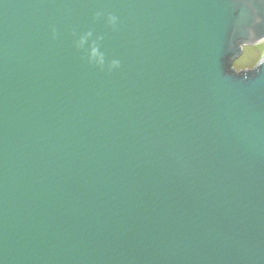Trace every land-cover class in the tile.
Segmentation results:
<instances>
[{
  "label": "water",
  "instance_id": "water-1",
  "mask_svg": "<svg viewBox=\"0 0 264 264\" xmlns=\"http://www.w3.org/2000/svg\"><path fill=\"white\" fill-rule=\"evenodd\" d=\"M242 4L0 0V264H264V59L235 70ZM74 28L121 68L82 60Z\"/></svg>",
  "mask_w": 264,
  "mask_h": 264
},
{
  "label": "clouds",
  "instance_id": "clouds-1",
  "mask_svg": "<svg viewBox=\"0 0 264 264\" xmlns=\"http://www.w3.org/2000/svg\"><path fill=\"white\" fill-rule=\"evenodd\" d=\"M261 8H264V0H243L238 27H242L245 36L234 43V46L239 44L251 45V50L259 53L257 63L260 57H264V34H259L256 27L264 25V14H260ZM99 21L105 22L112 31L119 29L120 17L116 14L97 11L93 17V22ZM51 32L53 39H57L59 33L55 26H52ZM71 35L74 48L81 53V59L88 64L102 71L107 69L108 72H114L121 68V60L118 58L109 60L103 50L107 34H98L92 28L82 32L74 28ZM228 71L233 75H239L233 71V67H229ZM245 79H247V76H245Z\"/></svg>",
  "mask_w": 264,
  "mask_h": 264
},
{
  "label": "rangeland",
  "instance_id": "rangeland-1",
  "mask_svg": "<svg viewBox=\"0 0 264 264\" xmlns=\"http://www.w3.org/2000/svg\"><path fill=\"white\" fill-rule=\"evenodd\" d=\"M245 53L246 55L236 63V71L253 69L262 59H264V57H260L259 62L257 63L256 60L259 57V53L252 51L251 47L247 48Z\"/></svg>",
  "mask_w": 264,
  "mask_h": 264
},
{
  "label": "flooded vegetation",
  "instance_id": "flooded-vegetation-1",
  "mask_svg": "<svg viewBox=\"0 0 264 264\" xmlns=\"http://www.w3.org/2000/svg\"><path fill=\"white\" fill-rule=\"evenodd\" d=\"M247 48L244 49V51L246 50Z\"/></svg>",
  "mask_w": 264,
  "mask_h": 264
}]
</instances>
